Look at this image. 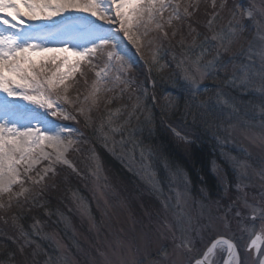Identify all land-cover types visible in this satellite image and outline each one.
I'll use <instances>...</instances> for the list:
<instances>
[{
	"label": "snow or ice",
	"instance_id": "snow-or-ice-1",
	"mask_svg": "<svg viewBox=\"0 0 264 264\" xmlns=\"http://www.w3.org/2000/svg\"><path fill=\"white\" fill-rule=\"evenodd\" d=\"M198 6L199 0H0V198L8 195L7 203L0 200V209L11 208L14 198H29L31 190L25 187L26 182L40 186L42 190L49 173L55 175L57 165H67L77 171L67 154L79 151L74 147L79 140L72 138L78 130L48 119V115L65 120L76 119V115L68 112L61 101L72 105L77 114L84 116L86 111L91 112L98 107L102 93L112 92L123 85L120 89L122 94L133 82L129 77L133 65L124 41L131 42L137 52L143 48L151 50L157 40L175 38L179 30L173 27V21L191 18L193 12L189 9H198ZM211 7L214 11L207 21V28L212 35L199 40L200 33L197 32L185 49V58L178 65L183 66L184 80L190 86L191 102L186 104L188 114L192 116L193 123L197 117L214 116L220 121L216 124L217 133L223 131L231 135L235 128L231 120L241 112L235 97L225 95L218 85L212 95L197 99L201 94L200 82L213 79L219 81L220 85L241 92L255 91L262 97L258 110L261 138L264 139V0L254 2L244 11L230 9L228 24L218 29L213 27V21L227 7V0H220L219 4L217 0H211ZM245 18L254 22L257 41H250L247 49L234 52L235 40L245 31V25L241 23V19ZM98 22L118 24L119 27L105 29ZM166 26L172 28L171 33L165 30ZM189 28L191 35L195 29L191 25ZM154 32L160 35L150 36ZM179 43L181 47L184 46L183 37ZM98 57L103 58L102 64L98 62ZM156 60V53H153L151 63L154 65ZM82 66L94 70L95 79L83 101L79 95L73 101L68 96L73 84L68 81L75 83L77 72L85 76ZM112 73L114 75H110ZM203 91L207 92L208 89ZM111 102V99L107 100V103ZM38 109L45 111L41 113ZM124 109H128V105L115 111L108 110L106 120H101L96 134L113 155L134 154L139 148L141 159H146L151 155V149L137 142L136 133L152 124L150 111L141 120L140 114L145 112V108L139 96L126 115ZM225 109L230 110L227 124L223 120ZM133 119L137 122L135 127H132ZM90 120L89 116H85L86 124ZM254 120L255 114L245 121V125L252 127L250 121ZM172 131L178 139L188 142L187 135H182L175 128ZM216 138L220 139V136ZM89 158L96 162V170L92 172L95 176L102 166L94 149ZM130 158L134 159L135 156L131 155ZM43 161H47V165L37 170L36 166ZM247 167L244 162L235 163L238 171L237 191H242L244 182L250 180ZM33 172L35 175H31ZM174 175L179 177V183L169 199L175 203L169 205L165 202V208H173V220L165 227L172 234L174 253L183 250L193 254L189 256L187 264H264V205L257 207L247 199L243 202L244 208L250 210V219L261 222L259 232L255 223L251 228L245 226L241 229L249 237V242L243 246V253L238 243L223 235L209 239L204 248L198 250L196 237H201L203 241L202 232L212 228V220L209 217L207 224L193 223V218L185 213L182 206V201L186 203L187 180L181 172ZM259 175L264 180V170ZM15 186H19V191H13ZM73 198L80 199L83 205V199L76 193H73ZM83 211L87 213L89 210L85 208ZM241 215L242 209L235 212L236 217ZM15 219L13 217V221ZM37 224L39 221L33 225V229L35 235H40ZM15 226L23 238L18 248L23 255L26 248L35 242L28 238L23 225ZM38 249L37 244L30 253L33 264ZM100 255L105 257L106 264H113L103 252ZM9 256L14 262L16 253H9ZM158 256L160 259L153 264H179V261L170 258L166 246L158 250ZM243 256L248 257L247 261ZM51 261L49 257L45 264H51ZM120 264H143V261L134 259L131 262L121 261Z\"/></svg>",
	"mask_w": 264,
	"mask_h": 264
},
{
	"label": "rangeland",
	"instance_id": "rangeland-1",
	"mask_svg": "<svg viewBox=\"0 0 264 264\" xmlns=\"http://www.w3.org/2000/svg\"><path fill=\"white\" fill-rule=\"evenodd\" d=\"M235 1L227 0V7L220 12V17L213 21L214 28L218 29L228 24L230 9L236 8L237 11H244L250 8L254 2H259V0H239V3H233ZM219 2L220 0H217V4ZM206 5L207 10H211L212 13L214 9L211 7V0H206ZM238 5L240 6L239 8H237ZM209 19H211V15ZM98 23L105 29L109 27L118 29L119 27L118 24ZM241 23L245 25V31L235 40L232 48L234 52L239 51L241 48L247 49L250 41H257L254 22L245 18L241 19ZM204 27V32L199 36V40H203L206 35H212L208 31L207 24ZM189 32L190 28L183 29L184 46L181 47L179 45L180 50L184 54L185 49L192 43L194 37L192 35L193 32L191 35H189ZM153 34L156 33H151L150 36H153ZM120 35L122 36L123 34L120 33ZM159 42L160 39L151 47V50L143 48L140 52H137L131 42L124 41L133 65L129 72V77L133 82L122 94L120 89L124 87L123 85L116 87L112 92L102 93L98 107L92 109L91 115L93 113L95 115L101 114L100 118H105L106 120L108 110L115 111L117 108L123 109L124 105H128V109L123 110L124 115H126L131 105L136 103L137 96L140 97V102L144 108L146 104L148 106L149 102L152 108H156L157 98L153 99L155 97L153 92L154 83L149 81V85H145L142 78L144 69L141 66L146 68L143 56L149 61V64H152V54H157L156 46H159ZM196 51L198 52L199 49ZM181 55L182 53L179 55L180 59H183ZM243 58L241 57V59ZM256 61L259 63L258 57H256ZM98 62L102 64V57H98ZM181 69L183 70V66ZM82 71L85 76L82 77L78 72L75 77V83L72 80L68 82L73 84V87L68 92L69 98L73 101L76 100L78 95L80 100L83 101L84 96L88 95L92 81L95 79L94 70L82 66ZM85 79H87V84ZM207 81L210 84L214 83L213 79H204L200 82V87L202 88L204 82ZM205 88H202L201 91ZM220 88L225 95L234 96L238 107L241 109L240 114L234 115L231 120V123L235 125L231 135L223 131L217 133V129L215 130V134L219 135L220 139L215 138V155L209 162V172L214 180V192H220V195L210 196L209 191L202 186L194 188L187 175L181 172L187 180V195L184 198L186 203L182 201L185 213L193 218L194 224H207L209 217L212 220V228L204 229L202 232L203 241H201V237H196V248L198 250H202L205 243L211 238H216L220 235L228 237L231 234L232 230L229 228L228 218L232 215V211L227 210L222 204L223 198L227 196L224 192H255L252 196H247L250 203L257 207L264 205V180L259 175L264 170V139L261 138L262 129L258 110L262 97L255 91L241 92L238 89L224 85H221ZM209 89L214 93L217 88L208 87ZM209 95L211 93H208L207 97ZM108 99H111L112 102L107 103ZM61 103L64 104L68 112L72 111L75 113L72 105L63 101ZM85 107L87 108V105ZM38 111L44 113L45 110L38 109ZM229 111V109L224 110L223 120L225 124L228 123L227 115ZM89 113L86 111L85 115L88 116ZM147 114L149 112L145 108V112L140 114L141 119L143 120L144 115ZM254 114L255 120L250 121L252 127L246 126L245 121L250 120ZM48 119L56 121L61 126L78 130L77 133L73 134L72 138L79 140V143L74 145L79 151H71L67 154V158L77 171H73L67 165H57L55 175L49 173V179L45 181L43 188L53 191L56 189L54 188L56 182H59L61 177L67 176L69 178L70 176L74 177L77 183L80 180L78 184L81 189H71L69 180L64 181L61 189L58 188L59 192H71L67 197V203H65L67 214L62 213L58 216L60 221L58 228L60 227V229L57 228L56 231L52 232L39 229L40 235H35L34 229H31L32 237L30 240L35 243L31 244L30 253L36 248L37 244L39 245L35 264H45L49 257L52 258L51 264H106L105 257L100 255L101 252L105 254L108 260L113 261V264H120L121 261L131 262L134 259L143 261V264H153L154 261L160 259L158 250L162 246L167 247L171 259L179 261V264H187L189 256L193 254L183 250H177L174 253L172 234L165 227L173 220V208H165V202L169 205L175 203L169 197L174 194L175 186L179 183V177L174 174L180 171L172 170L164 162L158 161L152 151L151 155L143 160L140 157L139 148L135 150L134 154L113 155L103 146L101 138L95 131L92 136L99 142V146L106 150L126 174L134 178L135 185L132 187L127 182L121 181L104 167L100 159L102 170L94 176L92 172L96 170V162L89 158L91 151H88L89 157L87 156L84 149L87 143V136L81 131L79 124L72 121V119L65 120L60 117H51L50 115H48ZM242 125L245 126L242 127ZM137 142L141 146L148 148L142 142L138 140ZM116 151L119 153V147H117ZM131 155H134L135 158H130ZM236 161H241L248 165L246 171L250 176V180L244 182L245 187L242 191H237L235 188L238 175V171L235 168ZM47 163V161H43L37 165V170L45 167ZM145 168H147V171H145ZM227 172L233 176L234 184L229 181ZM31 175H35V173H31ZM25 187L31 190L29 197L33 196L34 192H38L37 190L41 188L40 186L32 185L30 181L26 182ZM13 191H19V186H15ZM73 193L83 199V205L80 199L73 198ZM24 199L23 196L19 197L18 200L14 198L11 203L20 200L25 202ZM0 200L7 203L8 195L5 194ZM85 208L89 210L87 213L83 211ZM7 209H0V212L3 210L7 211ZM235 210L237 209L235 208ZM244 211L245 214L242 215L244 220H246V226H251L254 222L250 219V210L245 208ZM9 241L15 243L13 240ZM56 242H58L59 247ZM238 245H240L239 250L243 253L245 244L241 242ZM17 256L19 257L14 258V262L9 257L8 261L0 262V264H25V261L27 264H33L31 255H29V259L24 254L21 255L19 253ZM243 258L246 261L248 259L247 256H243Z\"/></svg>",
	"mask_w": 264,
	"mask_h": 264
},
{
	"label": "trees",
	"instance_id": "trees-1",
	"mask_svg": "<svg viewBox=\"0 0 264 264\" xmlns=\"http://www.w3.org/2000/svg\"><path fill=\"white\" fill-rule=\"evenodd\" d=\"M238 1L236 0L233 3H239ZM207 9L206 0H199L198 9H189V11L193 12L191 18H185L182 21L174 20L173 27L179 30L177 36L175 38L169 37V39L161 38L158 43L159 46H156V63L154 65L145 63L146 68L141 66L144 69L142 78L145 85L148 86L149 81L154 83L153 92L155 98H157V105L156 108H152L150 102L148 106L146 104L145 108H147L148 112L150 111L152 124L144 126L142 131H138L136 140L150 148L158 161L164 162L172 170L186 174L194 188L202 186L209 191L210 196H217L220 195V192H214L215 184L209 172V162L215 155V136L217 135L215 130L216 124L220 121L216 120L214 116H205L203 119L197 117V121L193 123L192 116L188 114L189 109L186 107V104L191 102L190 86L184 80L182 66H178L180 61L185 58V54L179 47V41L184 34L182 33L183 29L189 28V25H191V28L195 29L192 33L193 36L197 32L202 35L204 26H206L211 14V10ZM165 15L167 16V13ZM165 30L171 33L172 28L166 26ZM156 35L159 36L160 34H153V36ZM180 53H182L183 56L181 55V57L183 59H180ZM143 58L144 61L147 60L144 56ZM150 67L151 71H149ZM77 75L78 72L75 77ZM110 75H114V73ZM218 85L221 87L220 82L217 80H214L212 84L207 81L204 82L202 88L213 87V89H216ZM208 93L213 94L210 89L208 92H203L202 90L197 99L207 98ZM70 113L73 112L70 111ZM73 115H76V119L72 121L79 124V128L88 138H86L85 148L83 147L87 156L89 157L88 151L94 149L109 172L134 187V178L126 174L106 150L99 146V142L95 137L92 136L100 121L105 118L101 119V114L95 115L93 113L91 115L90 112L88 116L91 120L86 124L84 118L86 115L82 116L76 112ZM136 124L137 122L133 120L132 127H135ZM173 128L180 131L182 135H187L189 141L184 143L178 139L171 131ZM227 174L229 181L234 184L233 176L229 172ZM67 178V176L61 177L59 182H56L54 187L56 189L53 191L47 188H42L41 190L40 188L29 199H24L25 202L22 200L12 202L11 208L0 212V262L8 261L9 253L15 252V258L19 257L17 256L19 254L18 248L23 243V238L20 237L16 224L23 225L24 231L29 234V239L32 237L31 229L37 221H39L37 229H42L46 232L56 231L60 223L58 216L62 213L67 214L65 203H67V197L71 193L59 192L58 188L61 189L64 181L69 180L71 189H81L78 184L80 180L77 183L74 177L69 176ZM13 217L16 218L15 221H13ZM9 240H13L15 243ZM31 249L32 245H29L25 250L24 255L27 256V259L30 257ZM17 260L20 261L19 259Z\"/></svg>",
	"mask_w": 264,
	"mask_h": 264
},
{
	"label": "flooded vegetation",
	"instance_id": "flooded-vegetation-1",
	"mask_svg": "<svg viewBox=\"0 0 264 264\" xmlns=\"http://www.w3.org/2000/svg\"><path fill=\"white\" fill-rule=\"evenodd\" d=\"M223 193V192H221ZM227 194V198H223L222 200V204L225 208H227V210H231L232 215L228 218V224L230 225L229 228L232 230L230 233V235L226 238H232L234 240V242L240 244L241 242L243 244H246L249 242V237H248V233L247 232H242L241 229L243 227H245L246 224V220H244L243 215L245 214L244 211V206H243V202L245 199L248 200V195H253L255 194V192H224ZM248 202L250 203V200H248ZM235 208L237 210L242 209V214L241 217H236L235 216V212L237 210H235ZM260 221H254V223H257L256 226V231L259 232L260 230ZM240 224V226H239ZM228 226V225H227ZM252 226V225H251ZM251 226H248L249 228H251ZM253 256H255L254 252H253Z\"/></svg>",
	"mask_w": 264,
	"mask_h": 264
},
{
	"label": "water",
	"instance_id": "water-1",
	"mask_svg": "<svg viewBox=\"0 0 264 264\" xmlns=\"http://www.w3.org/2000/svg\"><path fill=\"white\" fill-rule=\"evenodd\" d=\"M255 254V253H254Z\"/></svg>",
	"mask_w": 264,
	"mask_h": 264
}]
</instances>
